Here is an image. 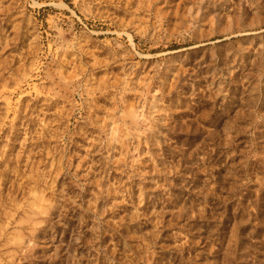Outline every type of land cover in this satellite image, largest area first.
Returning a JSON list of instances; mask_svg holds the SVG:
<instances>
[{"label": "rangeland", "instance_id": "obj_1", "mask_svg": "<svg viewBox=\"0 0 264 264\" xmlns=\"http://www.w3.org/2000/svg\"><path fill=\"white\" fill-rule=\"evenodd\" d=\"M0 264H264V0H0Z\"/></svg>", "mask_w": 264, "mask_h": 264}]
</instances>
